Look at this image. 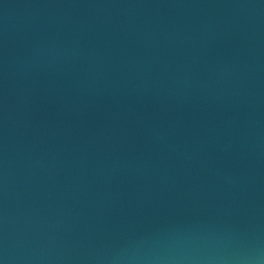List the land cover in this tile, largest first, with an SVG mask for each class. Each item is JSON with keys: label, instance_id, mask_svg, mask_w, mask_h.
I'll return each mask as SVG.
<instances>
[{"label": "water", "instance_id": "water-1", "mask_svg": "<svg viewBox=\"0 0 264 264\" xmlns=\"http://www.w3.org/2000/svg\"><path fill=\"white\" fill-rule=\"evenodd\" d=\"M0 264H264V0H0Z\"/></svg>", "mask_w": 264, "mask_h": 264}]
</instances>
